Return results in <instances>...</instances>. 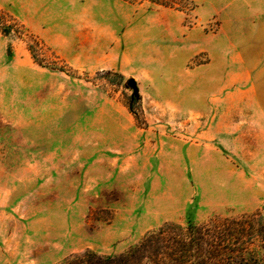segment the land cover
Wrapping results in <instances>:
<instances>
[{"label":"rangeland","instance_id":"1","mask_svg":"<svg viewBox=\"0 0 264 264\" xmlns=\"http://www.w3.org/2000/svg\"><path fill=\"white\" fill-rule=\"evenodd\" d=\"M162 1L0 0V264L264 209L243 2Z\"/></svg>","mask_w":264,"mask_h":264},{"label":"trees","instance_id":"2","mask_svg":"<svg viewBox=\"0 0 264 264\" xmlns=\"http://www.w3.org/2000/svg\"><path fill=\"white\" fill-rule=\"evenodd\" d=\"M59 264H264V209L202 223L168 222L122 254L87 250Z\"/></svg>","mask_w":264,"mask_h":264},{"label":"crops","instance_id":"3","mask_svg":"<svg viewBox=\"0 0 264 264\" xmlns=\"http://www.w3.org/2000/svg\"><path fill=\"white\" fill-rule=\"evenodd\" d=\"M242 2V16L236 10L235 17L242 18L244 28L245 74L249 82L255 83L264 80V0Z\"/></svg>","mask_w":264,"mask_h":264},{"label":"water","instance_id":"4","mask_svg":"<svg viewBox=\"0 0 264 264\" xmlns=\"http://www.w3.org/2000/svg\"><path fill=\"white\" fill-rule=\"evenodd\" d=\"M129 85H131V86H135V81H134L133 79H131V80L129 81Z\"/></svg>","mask_w":264,"mask_h":264}]
</instances>
